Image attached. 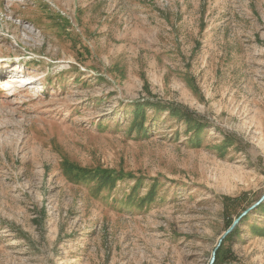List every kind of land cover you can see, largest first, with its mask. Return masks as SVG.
I'll use <instances>...</instances> for the list:
<instances>
[{
    "label": "rangeland",
    "instance_id": "obj_1",
    "mask_svg": "<svg viewBox=\"0 0 264 264\" xmlns=\"http://www.w3.org/2000/svg\"><path fill=\"white\" fill-rule=\"evenodd\" d=\"M224 196L264 264V0H0V264H211Z\"/></svg>",
    "mask_w": 264,
    "mask_h": 264
},
{
    "label": "trees",
    "instance_id": "obj_2",
    "mask_svg": "<svg viewBox=\"0 0 264 264\" xmlns=\"http://www.w3.org/2000/svg\"><path fill=\"white\" fill-rule=\"evenodd\" d=\"M148 107H151L154 111L157 112H168V116L172 120H177L188 124L189 128L187 133H191L193 130H196V133L200 134L202 129L206 127L205 124H203V117L198 116L196 113L190 111V109H188L187 107L176 103H168L162 106L160 103H153L150 100H145L142 103L137 102L134 104V114L136 117V121L138 122L137 124H139L138 127L140 128H144V124L147 118L146 109ZM195 142H199V138H196ZM229 142L230 138L228 137L226 138L227 144L225 147L231 146ZM64 168L68 174L72 175L73 180H75L76 182L80 183L88 180H97L98 186L100 188L113 187L115 186L117 181L123 179L124 177L122 173L115 174L114 172L108 170L82 168L69 162H66L64 164ZM222 201L225 208V217L227 219V224L229 228L235 221L232 213H230V208H232L235 203L238 202V199L224 196ZM263 206L264 205H261L259 209L263 208ZM245 220H247V218ZM236 231L237 229L229 235L228 239L224 240L221 245V248L217 251L216 260L214 264H218L221 261V257L224 256L225 252L224 243L232 239V237L237 233Z\"/></svg>",
    "mask_w": 264,
    "mask_h": 264
},
{
    "label": "water",
    "instance_id": "obj_3",
    "mask_svg": "<svg viewBox=\"0 0 264 264\" xmlns=\"http://www.w3.org/2000/svg\"><path fill=\"white\" fill-rule=\"evenodd\" d=\"M259 203H260V202H259ZM259 203H257L256 205H258ZM256 205H255V206H256ZM238 222H239V221L236 220V221L233 223V225H232V226L226 231V233L224 234L223 238L220 240V242H219L217 248H216L215 251H214L213 258H212V261H211V264H213V263L215 262L216 252H217L218 249L221 247V245H222L224 239H225L230 233H232V231L234 230V228L236 227V225L238 224Z\"/></svg>",
    "mask_w": 264,
    "mask_h": 264
},
{
    "label": "bare ground",
    "instance_id": "obj_4",
    "mask_svg": "<svg viewBox=\"0 0 264 264\" xmlns=\"http://www.w3.org/2000/svg\"><path fill=\"white\" fill-rule=\"evenodd\" d=\"M16 78V77H15ZM17 82H18V80H17ZM23 82V81H22ZM10 83V82H9ZM19 83H21V82H19Z\"/></svg>",
    "mask_w": 264,
    "mask_h": 264
}]
</instances>
